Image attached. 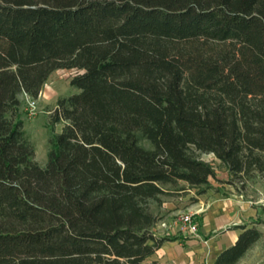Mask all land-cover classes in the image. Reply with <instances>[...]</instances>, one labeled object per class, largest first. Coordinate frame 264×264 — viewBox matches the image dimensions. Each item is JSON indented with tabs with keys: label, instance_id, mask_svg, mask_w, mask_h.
<instances>
[{
	"label": "trees",
	"instance_id": "1",
	"mask_svg": "<svg viewBox=\"0 0 264 264\" xmlns=\"http://www.w3.org/2000/svg\"><path fill=\"white\" fill-rule=\"evenodd\" d=\"M73 69L41 167L20 97ZM203 154L264 180V0H0V264H159L151 205L207 187ZM234 229L215 264L262 237Z\"/></svg>",
	"mask_w": 264,
	"mask_h": 264
},
{
	"label": "rangeland",
	"instance_id": "2",
	"mask_svg": "<svg viewBox=\"0 0 264 264\" xmlns=\"http://www.w3.org/2000/svg\"><path fill=\"white\" fill-rule=\"evenodd\" d=\"M208 49L215 52H222L230 47L226 44H209ZM77 71L73 70H57L51 74L47 82L44 84L42 91L37 100L32 101L26 96H21V106L19 108L20 120L23 123V130L29 136L35 153V161L39 166L43 167L47 161V151L50 141L61 133L64 123L52 124V111L56 107L59 99L68 97L76 93V89L71 86L72 78ZM138 145L144 149H150L151 145L140 134H137ZM51 146V145H50ZM200 159L212 166L215 178L209 180L207 187L189 188L183 183L179 184V188L185 190L170 194L162 198L163 203L160 206L151 205V211L156 216L157 221L153 228L160 230H170V228L180 226V217L184 214H191L190 206L194 207L198 202L197 198L205 199L201 196L206 192L215 194L216 191L221 193L227 188H232L239 194L231 185L227 184L230 180V175L226 167L215 158L212 154L200 155ZM240 187V184L238 185ZM204 191V192H203ZM203 192V194H201ZM226 196L225 194H223ZM222 195V196H223ZM240 195L247 201L257 202L262 204L263 216L257 219L256 226L260 229L261 239L255 243L250 250L236 264H264V180L258 178L246 182L245 188L242 189ZM204 200V202H206ZM194 205V206H193ZM205 208V205L203 206ZM201 210V209H200ZM161 214V215H160ZM162 218H160V216ZM199 214L193 216L194 222L197 225Z\"/></svg>",
	"mask_w": 264,
	"mask_h": 264
},
{
	"label": "crops",
	"instance_id": "3",
	"mask_svg": "<svg viewBox=\"0 0 264 264\" xmlns=\"http://www.w3.org/2000/svg\"><path fill=\"white\" fill-rule=\"evenodd\" d=\"M208 193L201 195L205 199L197 198L196 206L189 207L193 216L200 213L197 235H190L176 225L170 230L153 228V234L158 238H165L166 241L147 259L148 262L215 264L217 257L237 241L241 230L234 228L256 227L260 231L255 222L263 216L261 203L247 201L227 187L221 193L216 191L212 196Z\"/></svg>",
	"mask_w": 264,
	"mask_h": 264
},
{
	"label": "built area",
	"instance_id": "4",
	"mask_svg": "<svg viewBox=\"0 0 264 264\" xmlns=\"http://www.w3.org/2000/svg\"><path fill=\"white\" fill-rule=\"evenodd\" d=\"M181 230L187 232L190 235H197V225L194 222L192 214H184L180 217Z\"/></svg>",
	"mask_w": 264,
	"mask_h": 264
}]
</instances>
